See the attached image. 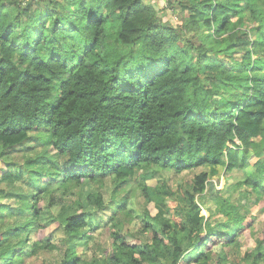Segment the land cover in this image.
<instances>
[{"label":"trees","instance_id":"16d2710c","mask_svg":"<svg viewBox=\"0 0 264 264\" xmlns=\"http://www.w3.org/2000/svg\"><path fill=\"white\" fill-rule=\"evenodd\" d=\"M63 1L0 0V264L42 250L51 264H264V228L241 254L256 217L208 172L145 185L221 167L264 201V0ZM136 175L140 208L87 197L113 207L111 243L95 242L84 187L109 179L119 195ZM52 226L58 243L43 241Z\"/></svg>","mask_w":264,"mask_h":264},{"label":"rangeland","instance_id":"374dc122","mask_svg":"<svg viewBox=\"0 0 264 264\" xmlns=\"http://www.w3.org/2000/svg\"><path fill=\"white\" fill-rule=\"evenodd\" d=\"M61 4H64L63 0H58ZM157 3V6L161 10H165L166 7L169 6L164 5L160 0H155ZM175 2H178L177 0H174ZM170 8V7H169ZM243 16L245 18L244 25L249 26V23L251 22L250 14L243 12ZM172 15L171 19L167 16V21L170 22L174 27L181 26L180 18H179V11H176V14L171 10L170 13ZM252 23V22H251ZM186 38L190 37L189 33L185 34ZM187 41V40H186ZM235 61H241L242 55L236 54ZM8 164L7 161H4V158L0 159V169ZM201 172H208L210 174V181L213 182L217 190H226L225 198L229 197L230 203L229 208H232L233 206H237L240 209H244L248 212L249 215L255 216L256 221L255 224L251 230V233L249 235H246L244 237L241 236V254H245L247 252L255 250L257 247L256 242L259 238V234L261 231H263L264 228V201H260L259 199L252 196L248 191L246 193L241 192V190L238 192H235V184H236V178H239L240 176H232L228 174L224 168L218 167L213 169H197L191 172L183 173L180 176H176L173 173L163 172V173H156L153 178L148 179L145 181V185L151 188L154 187H160L163 186V188H168V186L171 188L175 185V183L179 180L182 181L184 184H187L191 181H193L194 177L199 175ZM240 175V174H239ZM141 178L140 176L137 177L128 185L125 187L124 192L122 194H114V184L111 180H106L100 183H94V184H87L83 189V199L86 206V211L89 212L87 214L88 219V227L89 229L93 230V238L95 239V242L99 241L104 246L108 247V245L111 243L109 238L110 230L108 227V221L111 218L110 214L113 212L112 208L107 209L106 211L100 210L97 206H92L89 202H87V197L90 195H102L104 202L107 205L114 206L117 203V200H120L122 196H125L127 194L128 197L133 198L136 200V205L140 208L142 207L144 203V199L141 195V189L139 186L141 185ZM105 182V183H104ZM250 195V196H249ZM252 196V197H251ZM148 209L152 216H155L157 214L156 207L154 204H150L148 206ZM55 213H57L55 211ZM58 214V213H57ZM6 215V214H5ZM204 216L207 217V213H203ZM112 216V215H111ZM110 217V218H109ZM227 219L225 217H214L211 221L212 223L218 224L219 222H225ZM55 227L52 226V228H47L45 230V236L44 240L47 242L48 239H51L53 243H58L62 238V234L57 231V229H54ZM94 244V241L88 240L83 241V245L78 248V254L84 255L85 258H90L92 256V246ZM86 247L88 249H86ZM57 253L56 252H49L48 250H42L37 254L36 256L30 257L26 260L24 264H51L54 263V261L57 259Z\"/></svg>","mask_w":264,"mask_h":264}]
</instances>
